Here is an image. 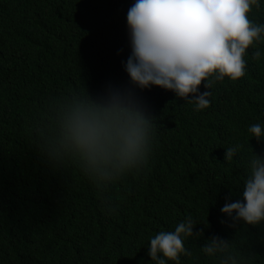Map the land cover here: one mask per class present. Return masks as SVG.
Returning <instances> with one entry per match:
<instances>
[{
	"label": "trees",
	"instance_id": "1",
	"mask_svg": "<svg viewBox=\"0 0 264 264\" xmlns=\"http://www.w3.org/2000/svg\"><path fill=\"white\" fill-rule=\"evenodd\" d=\"M134 2L0 0V264H151L149 237L188 216L202 235L185 241L181 264H221L201 251L212 236L240 264H264V222L230 227L220 211L242 199L252 152L264 157L247 131L264 126V56L252 55L264 41L247 50L246 75L214 82L196 112L171 91L131 84L122 62ZM248 18L264 24V0ZM114 107L154 118L153 139L145 164L108 181L67 128Z\"/></svg>",
	"mask_w": 264,
	"mask_h": 264
},
{
	"label": "clouds",
	"instance_id": "2",
	"mask_svg": "<svg viewBox=\"0 0 264 264\" xmlns=\"http://www.w3.org/2000/svg\"><path fill=\"white\" fill-rule=\"evenodd\" d=\"M259 4L260 0H135L126 17L131 52L122 62L131 84L141 91L154 86L171 91L193 105L194 111L206 110L213 83L244 77L247 50L264 41V24L248 18ZM252 55L259 61L264 53L256 50ZM202 82L207 89L203 92ZM153 120L145 113L118 107L103 113L85 111L71 119L67 137L94 172L112 181L147 162ZM247 131L251 138L264 140L260 123ZM241 147L227 148L225 161L231 162ZM220 211L232 222L230 227L264 222V157L252 152L242 199L226 202ZM196 225L188 216L174 231L149 237L151 264H181V256L191 255L185 241L202 235L194 233ZM201 251L221 258V264H240L230 244L219 236H212Z\"/></svg>",
	"mask_w": 264,
	"mask_h": 264
}]
</instances>
